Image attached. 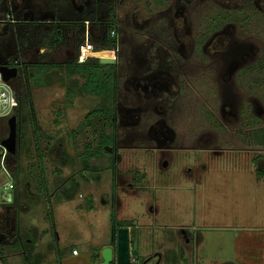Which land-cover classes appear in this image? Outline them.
<instances>
[{
  "label": "rangeland",
  "instance_id": "obj_1",
  "mask_svg": "<svg viewBox=\"0 0 264 264\" xmlns=\"http://www.w3.org/2000/svg\"><path fill=\"white\" fill-rule=\"evenodd\" d=\"M45 1H3L0 20L12 7L18 22H53L57 16ZM179 4L180 0L167 4L70 0L59 8L60 21L96 11L97 24L85 23L84 36L72 30L65 46L46 53L37 48L39 40L33 35L19 53L13 28L0 25V63L17 57L28 67L99 60L82 59V48L106 50L107 34L116 38V49L109 50L117 78L113 115H89L99 108L101 98L78 94L82 77L67 78L57 69L43 74L40 84L32 87L33 117L29 109L22 110L17 150L8 155V168L20 180L18 218L27 224L22 235L39 243L38 255L28 256L24 264L100 262L101 247L115 250L116 246L111 212L115 225H128L129 264H264V148L250 140L252 132L264 130V77L258 66L248 77L257 80L254 90H249V79L240 80L235 88L232 114H244L249 97L259 100V110L234 123L218 121L220 129L214 122L223 100L215 95L213 68L170 69L178 81L159 98L133 85L154 68L168 66L156 58L160 50L156 48L164 41L175 43L172 34L180 27L175 19ZM110 7L115 9L114 23L105 16ZM186 10L195 12L191 19L196 30L205 28L201 13H225L221 6L200 0ZM260 14L247 24L243 18L234 20L239 41L260 50L258 59L264 64V13ZM110 22L113 31L103 25ZM74 32L77 38L71 39ZM81 39L84 44L79 47ZM174 47L171 55L163 54L165 62L174 58L182 63ZM151 57L162 64L147 68L144 61ZM194 60L198 66L207 61L199 56ZM67 91H72L69 98ZM111 117L114 126L109 124ZM7 120L0 119V140L8 134ZM103 132L113 136L110 148L117 155L105 147L98 156L92 155ZM6 181L0 170L1 197L12 192L4 190ZM45 246L46 252L41 250Z\"/></svg>",
  "mask_w": 264,
  "mask_h": 264
},
{
  "label": "flooded vegetation",
  "instance_id": "obj_2",
  "mask_svg": "<svg viewBox=\"0 0 264 264\" xmlns=\"http://www.w3.org/2000/svg\"><path fill=\"white\" fill-rule=\"evenodd\" d=\"M3 1L6 0H0V4ZM10 1L11 0H9V2ZM161 1L164 4H167L172 2L173 0ZM200 1H206V4L208 2L217 4V6H221L222 9H224L225 13H201L200 17L203 15L206 18L205 28L196 30L192 27L191 19L192 15H195L196 17V14H194L195 12L191 13V11L187 12L186 10V6L196 5V0H180L179 5L181 6H177V13L175 14V19L179 21L178 25H180V27L174 29L172 34L175 43L172 45V43H168L169 41H164L166 43H163V45L159 43V48H156L160 49L156 50L158 52L156 58L161 57L163 59V63H166L168 66H160L154 68L150 74L142 75L140 81L138 83H134L133 85L137 91L140 90L145 95H150L159 98L162 96L161 92L173 89L172 85H174L178 81L177 74H171V72L169 71L170 69L175 68L174 72H177V67L180 69L182 68L183 70H185L186 68L188 69V67L193 70H209L213 68V71L216 72L213 81H215L217 85L215 95H218V99L223 100V102L220 103V106L218 108L219 117L214 122V125L217 126V129H220L221 124H219L218 121L234 123L235 121L237 122L239 120V117L241 118L243 116V118H245L246 114L247 116H253L251 115V112L253 111L252 113H254L257 109L259 110L260 103L257 102L259 100L254 97H249L247 99V102L244 104L245 106L243 111L245 113L242 114L238 112L237 115L232 114V99H235L233 98L234 90L235 88H238L240 86V80L243 79L244 81H247L249 79V83L247 84L249 90H254L257 80L253 81V79H250L248 77H251L252 74L255 73V64L258 66V71L262 74V77H264V64H261L262 62L259 61L260 59H258V54L260 50L253 48L250 45L247 46L244 41H242V43L241 41H239L240 39L237 37L239 25L234 20V18H243L246 24L248 22L250 23V20L252 22L256 16L261 15L260 13H264V0ZM3 16L4 17L2 18V20H0V25H13L18 22L13 16L12 7L10 11L4 13ZM90 16L98 19V12L92 11L90 13ZM105 16L108 18H116L115 9L113 7H110L107 11H105ZM262 22L263 23L261 25L264 26V20ZM48 23L50 22H45V24ZM111 30L113 31V29ZM178 35L182 39H180ZM152 41L156 42L154 40ZM175 45L179 49V54L184 59V61H182V63H178L173 58L172 61L170 60L171 62H165L163 54L165 56L171 55L173 51L172 48ZM109 50L110 47L106 50L102 49L101 51H92L87 45V47H83L82 59L84 57H94L99 59L113 60V55ZM198 56L202 61L203 59L207 60L205 64H202L203 62H200L201 66L197 65L196 62H198V60H194V57ZM153 58L154 57H151L149 61H144L145 65H147V68H150V64H162V62H155L154 60H152ZM109 65H114V62L113 64ZM0 66L16 70L15 77L10 79L9 83L14 93H20L25 84L28 69L30 67L18 61L17 57L8 59L6 62L0 63ZM178 72L181 73L182 71L179 70ZM240 74H242V77L240 76ZM262 83L263 84L261 85L264 86V79ZM222 89L223 91H221ZM113 114L114 105L112 115ZM115 121L116 120L114 119V117H111L109 120V124L112 123V126H114ZM255 125L256 127H260L257 124ZM110 153L113 154V156L117 155L114 149L111 150ZM9 172L12 177V173L10 170ZM12 182L14 189L15 185L13 177ZM13 189L10 191H13Z\"/></svg>",
  "mask_w": 264,
  "mask_h": 264
},
{
  "label": "trees",
  "instance_id": "obj_3",
  "mask_svg": "<svg viewBox=\"0 0 264 264\" xmlns=\"http://www.w3.org/2000/svg\"><path fill=\"white\" fill-rule=\"evenodd\" d=\"M45 1V0H42ZM45 2L51 3V11L55 16L53 22L48 24L41 23L39 21L32 23H25L22 21L16 22L11 26L14 31L15 41L17 43L18 52H22V50L27 46L29 38H37L39 43L37 48L43 50L44 53L56 50L62 46H65L68 42L69 33L72 30L77 29V32L80 35L84 36V25L88 24H97V19L91 17L90 15H86V17H82L77 15L75 18L60 21L58 19L59 16V8L61 6L67 5L70 3V0H46ZM114 23V18L110 17ZM107 26L108 31L112 29V23L103 24ZM30 28V29H29ZM31 33V34H29ZM33 35V36H32ZM77 38V35L72 34L71 39ZM75 38V39H76ZM83 39L80 40L78 46L82 47L84 44ZM105 43L107 47L115 49L116 46V38H109L107 34L105 38ZM44 54L40 56V58H44ZM31 70H28L25 84L20 93H15V97L18 102L17 108L14 110L11 116L16 117V125L20 123V119H22V110L29 109L30 115L33 117V104H32V96L31 89L32 87L39 85L37 83L38 80L42 79L43 74L48 72L51 69H57L63 72L64 77L70 78L72 76H80L83 79V83L77 88V92L80 95H91L101 98V104L97 110L90 112L89 115H97L102 114L105 117L113 113V105L116 97V66L114 65H102L99 63L97 59H92L84 63H78L76 60L70 62L69 64H65L63 66L60 65H45L38 63L37 65H33L30 67ZM72 94V91H67L66 95L69 96ZM33 125L35 131H37V124L33 120ZM112 125V123L110 124ZM255 132V133H254ZM252 132L250 136V140L255 142L257 147L264 148V130L257 129ZM253 138V139H252ZM254 140V141H253ZM2 140H0L1 142ZM100 147L97 148L98 151L92 154L93 156H98L100 151H104V147H110L113 144V136L107 135L103 132L101 135V143ZM1 151V150H0ZM9 156H7L5 160V164L8 168ZM9 169V168H8ZM40 170V169H39ZM43 172V170H40ZM14 185L17 182V175H12ZM110 223H111V232L116 233L118 228H127L128 225L125 222H120L118 225H115V217L114 212L110 213Z\"/></svg>",
  "mask_w": 264,
  "mask_h": 264
},
{
  "label": "crops",
  "instance_id": "obj_4",
  "mask_svg": "<svg viewBox=\"0 0 264 264\" xmlns=\"http://www.w3.org/2000/svg\"><path fill=\"white\" fill-rule=\"evenodd\" d=\"M261 174L264 175V173ZM19 183L20 180L18 179L12 192L2 193V197L0 196V264H5L6 260L9 261L7 264H24L28 256L35 257L38 255L39 243L37 244V241L34 243V240L24 238L22 235L23 231L26 230L24 226L27 224L21 223L18 218L21 208L19 205L21 202ZM25 186V191L30 192V187ZM47 248L48 246H45L41 250L46 252ZM73 256H77V254Z\"/></svg>",
  "mask_w": 264,
  "mask_h": 264
},
{
  "label": "water",
  "instance_id": "obj_5",
  "mask_svg": "<svg viewBox=\"0 0 264 264\" xmlns=\"http://www.w3.org/2000/svg\"><path fill=\"white\" fill-rule=\"evenodd\" d=\"M102 65L113 64L111 59H99ZM16 70L0 66V74L4 82H9L10 79L15 77ZM8 134L5 139L0 142V145L6 150L9 155H15L17 150V125L16 117L11 116L7 120ZM107 152L111 149L105 147ZM129 234L127 228H118L116 231V246L115 250L111 247H104L101 249V261L97 264H129L130 251H129Z\"/></svg>",
  "mask_w": 264,
  "mask_h": 264
},
{
  "label": "built area",
  "instance_id": "obj_6",
  "mask_svg": "<svg viewBox=\"0 0 264 264\" xmlns=\"http://www.w3.org/2000/svg\"><path fill=\"white\" fill-rule=\"evenodd\" d=\"M87 47V46H86ZM83 50V48H82ZM18 102L15 97V93L12 90L9 82H4L0 74V119H7L11 117L14 110L17 108ZM0 170L4 177L7 179L4 190H12L13 182L12 177L5 164V160L8 156L6 150L0 145ZM73 255L77 254L75 251L72 252Z\"/></svg>",
  "mask_w": 264,
  "mask_h": 264
},
{
  "label": "bare ground",
  "instance_id": "obj_7",
  "mask_svg": "<svg viewBox=\"0 0 264 264\" xmlns=\"http://www.w3.org/2000/svg\"><path fill=\"white\" fill-rule=\"evenodd\" d=\"M8 154V153H7Z\"/></svg>",
  "mask_w": 264,
  "mask_h": 264
}]
</instances>
